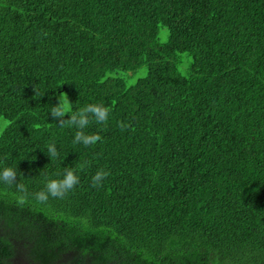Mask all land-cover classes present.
<instances>
[{"label": "trees", "instance_id": "1", "mask_svg": "<svg viewBox=\"0 0 264 264\" xmlns=\"http://www.w3.org/2000/svg\"><path fill=\"white\" fill-rule=\"evenodd\" d=\"M0 129V264H264V0H0Z\"/></svg>", "mask_w": 264, "mask_h": 264}, {"label": "clouds", "instance_id": "2", "mask_svg": "<svg viewBox=\"0 0 264 264\" xmlns=\"http://www.w3.org/2000/svg\"><path fill=\"white\" fill-rule=\"evenodd\" d=\"M36 93V91H35ZM37 94V93H36ZM51 115L53 119H59L58 126H72L77 129L73 143L83 144L84 146H91L97 143L101 137L96 134H89L84 131L93 121L98 125H105L109 118L110 109L102 103H90L83 108L73 111L72 103L67 93H61L58 97L57 105L51 107ZM70 113V119H63L66 114ZM130 122L125 124L123 121L118 123L121 130H127L130 127ZM48 156L51 158L59 155L55 142L48 145ZM82 171V166L65 167L62 178L48 179L45 184V189L35 194V198L40 202H46L48 197L64 198V196L74 189L80 182V177L77 174ZM111 174L110 170L99 168L95 175L92 177V187H101L103 181ZM17 172L12 167H4L0 170V181L6 184L16 183L17 190L21 193H27V188L23 183H17Z\"/></svg>", "mask_w": 264, "mask_h": 264}, {"label": "rangeland", "instance_id": "3", "mask_svg": "<svg viewBox=\"0 0 264 264\" xmlns=\"http://www.w3.org/2000/svg\"><path fill=\"white\" fill-rule=\"evenodd\" d=\"M141 71H143V73H145L146 69H141L139 72L133 73V78H132L133 81L137 80L141 76Z\"/></svg>", "mask_w": 264, "mask_h": 264}]
</instances>
